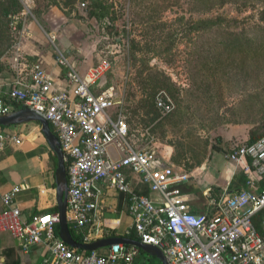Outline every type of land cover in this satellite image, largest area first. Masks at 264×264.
<instances>
[{
	"label": "built area",
	"instance_id": "built-area-1",
	"mask_svg": "<svg viewBox=\"0 0 264 264\" xmlns=\"http://www.w3.org/2000/svg\"><path fill=\"white\" fill-rule=\"evenodd\" d=\"M83 5V4H82ZM15 29L14 21L11 22ZM14 45L15 62L22 57ZM57 63L64 69L66 86L56 88L55 78L39 63L28 75L18 72L4 92L0 82V114L13 104L26 106L43 116L54 128L63 151L67 179L66 218L70 231L90 242L88 225L96 217L98 190L104 183L122 193L137 240L158 247L167 264H264V132L251 142L235 144L226 158L245 175L244 186L208 209L192 212L182 192L189 175L179 168L155 167L154 148L135 149L126 139L128 126L121 112V100L99 81L112 70V63L100 59L81 75L73 63L56 48ZM154 105L168 113L173 105L165 93H157ZM114 108L115 115L109 110ZM15 132L0 130V151L9 143L20 142ZM115 144L119 156L108 148ZM125 169L139 176L140 182L159 200L135 191ZM20 186L0 194V230H7L23 252L43 243L40 264H135L140 249L120 242L105 253L69 246L55 233L58 212L22 218L15 205ZM96 228L94 233H97Z\"/></svg>",
	"mask_w": 264,
	"mask_h": 264
},
{
	"label": "rangeland",
	"instance_id": "rangeland-1",
	"mask_svg": "<svg viewBox=\"0 0 264 264\" xmlns=\"http://www.w3.org/2000/svg\"><path fill=\"white\" fill-rule=\"evenodd\" d=\"M107 1L110 12L100 22L86 17L81 0L72 11L85 19L89 62L112 63L104 87L121 100L126 139L135 149L160 152L170 143L175 164L198 176L210 156L205 135L245 118L264 132V0ZM20 2L22 9L7 18L9 53L20 40L22 17L40 18L50 5ZM200 19L212 22L192 28ZM159 92L173 105L166 114L150 105Z\"/></svg>",
	"mask_w": 264,
	"mask_h": 264
},
{
	"label": "crops",
	"instance_id": "crops-1",
	"mask_svg": "<svg viewBox=\"0 0 264 264\" xmlns=\"http://www.w3.org/2000/svg\"><path fill=\"white\" fill-rule=\"evenodd\" d=\"M26 4L25 8L29 10L31 4ZM67 12L68 10L60 5L50 4L48 11L40 18L35 17L34 14L32 18L22 17L23 24L18 29L21 37L14 43V45L18 43L20 47L22 59L19 62H15L14 51L9 53V47L5 49L0 44V82L4 84V92L9 89L18 72H22L24 76L28 75L34 63H39L55 78L56 88L65 87L64 69L57 63L56 48L73 63L81 75L99 61L98 59L96 63L89 62V54L92 51L85 36L87 31L85 19L77 17L74 10ZM88 21L92 23L93 19ZM106 82L107 80L101 79L98 87H104ZM19 107L21 106L13 104L12 109ZM113 112L115 110L111 108L109 113L113 114ZM249 120V118L229 120L217 131L205 135L209 140L205 142L204 152L210 155L202 162L206 163L205 168L203 167L205 171L201 170L198 176L190 175L188 181L181 187L192 212L199 213L208 209L210 203L217 202L244 186V173L226 158V154L235 144L251 142L263 133L260 125H255ZM49 126L52 131L53 126L50 123ZM0 130L15 132L21 138L20 142H11L0 151V194L14 186L21 187L16 194L15 205L19 207L25 220L35 214L58 212L55 174L58 160L41 132L40 122L27 120L0 125ZM53 134L56 136V133ZM198 134H194V138ZM113 146L115 144L110 145L108 151L116 158L119 152L112 155ZM172 152L173 147L170 143L167 144L166 149L156 151L155 165L158 167L169 165L182 169L175 164ZM125 173L135 191L145 193L153 200H159L156 193L149 192L140 182L137 174L130 169H125ZM258 186L264 187V179L258 182ZM96 189L98 190L96 217L87 227L92 232L90 241L107 237L137 240L133 231L127 233L132 219L127 211L125 196L102 182L96 184ZM2 208L0 200V210ZM96 228H99V231L94 233ZM54 230L59 236L58 223L55 224ZM108 246H102L97 251L105 253ZM43 254V243H38L27 252H23L18 241L7 230H0V264H40ZM135 264L162 263L155 255L140 249Z\"/></svg>",
	"mask_w": 264,
	"mask_h": 264
},
{
	"label": "water",
	"instance_id": "water-1",
	"mask_svg": "<svg viewBox=\"0 0 264 264\" xmlns=\"http://www.w3.org/2000/svg\"><path fill=\"white\" fill-rule=\"evenodd\" d=\"M102 80H107V77L104 75ZM27 120H35L39 121L41 124V132L45 136L46 140L48 141V144L50 145L51 149L56 153L57 155V168H56V178H57V205H58V215H59V237L61 240H63L65 243H67L69 246L76 248V249H82L85 251H92L97 250L98 248L106 245H111L113 243H122V244H130L138 247L139 249H142L143 251L155 255L157 258L160 259L162 264H167L164 258V254L162 251L152 245L147 243H142L138 240H132L128 238H122V237H107V238H101L97 240H93L86 243L78 242L74 239L69 224L66 218V188H67V179H66V172H65V164L63 161V151L61 150L58 140L56 136L53 134V132L50 129L49 122L41 115L37 114L36 112L32 111L30 108L26 106H21L17 109H12L10 111H7L3 114H0V125H9L14 124L22 121ZM155 161H153V165L155 167H158L155 165ZM167 165H164L162 167H165ZM159 167V168H162Z\"/></svg>",
	"mask_w": 264,
	"mask_h": 264
},
{
	"label": "trees",
	"instance_id": "trees-1",
	"mask_svg": "<svg viewBox=\"0 0 264 264\" xmlns=\"http://www.w3.org/2000/svg\"><path fill=\"white\" fill-rule=\"evenodd\" d=\"M49 1H50L49 4L60 5L61 7L68 10L67 13H69L72 11V9H74V3L76 0H63L61 2L59 0H49ZM81 3L85 5L84 11L86 13V17L94 18L97 22H100L104 18L108 17L111 3H109L107 0H81ZM21 9H22V5L20 0H0V44L4 48L8 46V39H9V35H8L9 20L7 18H9V16L13 11H20ZM211 22L212 21L207 19H200L192 23V28L199 30L207 27L209 24H211ZM108 74L109 73H107V75L105 76L108 77ZM151 97H155V94L153 95L152 93ZM16 105L21 106L19 104ZM150 105H152L156 109L154 105V99L150 101ZM113 115H115V112L113 113ZM263 126H264V122H263ZM1 127H5V126H1ZM52 131L53 133H56L54 129H52ZM71 233L76 241L81 242L82 240L81 236L74 234L72 230Z\"/></svg>",
	"mask_w": 264,
	"mask_h": 264
}]
</instances>
